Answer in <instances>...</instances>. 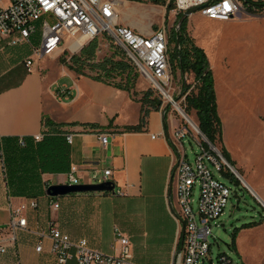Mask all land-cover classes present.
I'll return each mask as SVG.
<instances>
[{
    "label": "crops",
    "instance_id": "1",
    "mask_svg": "<svg viewBox=\"0 0 264 264\" xmlns=\"http://www.w3.org/2000/svg\"><path fill=\"white\" fill-rule=\"evenodd\" d=\"M122 6L126 9L123 13H127L122 15L125 24L142 33L153 29L148 28L152 16L141 14L148 17L145 24L141 19L131 17V13H138L134 7ZM198 16L207 22L210 20L200 13ZM262 18L264 15L241 11L228 21H211L219 25H235L255 23ZM187 24V30H190V22ZM244 29L246 33L238 36V40L229 37L232 40L229 48L238 42L251 40L247 26ZM36 42L39 43L38 35L31 37V44ZM197 45L204 49L213 72L222 136L227 141L221 108L232 107L229 95L236 92L233 68L237 62L231 56L233 66L230 69L218 58L217 47L212 42L210 47L199 42ZM59 55L46 56V61L34 59L28 70L25 61L31 57V45L11 46L5 40L0 41V143L13 142L17 147L18 139L22 138L26 144H42L44 147L42 156L36 158L43 168L38 170L39 180L33 183V195H9L6 181L2 179V232L10 206L29 198H36L39 206L37 210L27 211V229L18 233L16 251L19 263L0 264H55L49 238L42 237V251H35L39 239L36 231L45 228L49 222L72 239L86 238L91 247L103 252L111 251V235L118 227L129 237L137 262L171 263L172 248L176 247L178 234L166 194L177 156L171 136L179 120L174 119L170 106L164 112L163 106L158 110L148 109L142 121L143 108L146 107H142L140 99L147 89L142 81L136 79L132 87L121 88L114 84L118 77L111 78V81L96 79V71L90 74L86 66L76 72L68 67L69 60H57ZM62 56L64 58L66 54ZM40 132L43 139L34 142L33 135ZM67 134H71L70 142L66 141ZM99 134L108 135L105 145L99 141ZM71 165L76 166L81 183H92L93 173L102 175L104 169H109V180L122 194H68L57 197L59 207L53 209L49 206L46 188L61 179L66 182ZM245 175L241 177L264 205V165ZM150 219L155 220L151 236L147 230ZM258 220L259 224L241 228L236 235L234 251L241 258V264H264V216L260 215L253 221ZM107 229L108 236L105 237ZM67 264H74V261Z\"/></svg>",
    "mask_w": 264,
    "mask_h": 264
},
{
    "label": "built area",
    "instance_id": "2",
    "mask_svg": "<svg viewBox=\"0 0 264 264\" xmlns=\"http://www.w3.org/2000/svg\"><path fill=\"white\" fill-rule=\"evenodd\" d=\"M117 1L119 0H0V41L5 40L6 44L11 46L30 44L31 57L25 61L26 68L30 70L34 59L61 54L64 51L74 53L92 39L110 38L123 51L134 71L147 81L154 94L168 100L169 105L173 106L171 111H178L182 121L179 120L171 136L177 156L171 173V185L166 194L171 216L177 224V241L180 238L171 263L199 264L201 259L210 260L207 257L208 236L211 235L209 221L222 214L232 193L229 186L214 176L210 166L221 172L228 168L229 164L213 146L208 144L207 148L203 145L205 141L198 131V126L194 121L195 126L189 123L183 107L173 99L175 87L172 86L168 57L169 25H165L163 19L149 33L139 32L120 22ZM170 2L173 6L167 11L174 16L188 8L198 7L197 12L207 19L228 21L237 13L246 11L241 0H164L162 5L153 6L157 9L162 7L166 12ZM259 13L264 14V9ZM37 34L38 45L31 44V37ZM183 120L187 123L182 124ZM188 133L199 144V151L193 162L186 159L182 142ZM32 138L34 142H39L43 139V133L34 134ZM65 138L70 142L71 134H67ZM98 139L105 145L108 135L99 134ZM18 145H24L22 138L18 139ZM76 172V166L71 165L66 184L81 183ZM110 174L109 169H104L102 175L93 173L92 183L109 180ZM172 182L174 202L171 199ZM195 184L198 185V195L196 209H193L192 195ZM113 190L112 194H122L116 187ZM47 199L50 207H59L57 197L47 196ZM38 206L36 198L10 206L8 220L2 227L4 232L0 229V254L11 249L19 263L16 251L18 233L27 229V211L37 210ZM113 234L111 251L103 252L91 247L86 238L72 239L49 222L45 228H38L36 231L39 239L35 251H42L41 238L47 237L51 241L50 253L55 258V264H67L69 261H74V264H141L133 257L129 237L118 227L113 229ZM219 264L239 263L226 253H221Z\"/></svg>",
    "mask_w": 264,
    "mask_h": 264
},
{
    "label": "rangeland",
    "instance_id": "3",
    "mask_svg": "<svg viewBox=\"0 0 264 264\" xmlns=\"http://www.w3.org/2000/svg\"><path fill=\"white\" fill-rule=\"evenodd\" d=\"M121 1H123L125 5L127 4L128 7H134V9L138 11V13H131L132 18L141 19L146 24L148 22V17L150 18L152 16L151 22L148 25L149 29L151 27L155 29L158 24L163 21V19L165 25H169L170 31L171 29L175 28L176 16H174L172 13H169L167 9L166 12H164V8L162 7H158L157 10V8L154 7L153 3L149 0ZM160 5H162V3H160ZM152 8H155V10H151ZM125 11V7H118L119 20L122 23H126V21L123 19V16L127 14L123 13ZM143 13L148 17H143L141 15ZM254 14L264 15L263 13ZM198 15L199 13L196 11L188 17L191 28L190 30H187L188 35L193 38L196 44L199 42L202 45H207L210 47L209 43L212 42L214 45H216L217 48L215 50L219 55L218 58H220L224 64L228 65V68L231 69L233 66L231 56L233 57L232 60L237 62L233 68V88L236 90V92L229 95V98H231L230 105L232 107L227 108L234 111V113L238 116V122L230 120L227 115L223 114L225 118L224 130L227 141H225L222 136V144L228 152L231 162L233 163V165L230 163L229 164L233 166L238 174L244 178L246 176L245 174L248 172L254 173L259 169V167L264 165V19H259L255 21V23L250 22L247 24L219 25L217 22L214 23L215 21L206 19L209 21L207 22L201 19ZM245 26H247V31L252 36L251 40L248 39L246 41L238 42V44L231 45V48H229L228 45L231 44L232 41L229 40V37L230 39L238 40V36H240L242 33H246L244 29ZM97 43L98 44L95 51L96 61L105 55L111 54L113 51H117L120 56L122 50H120V47L114 44L110 38H98ZM35 45H38V42H36ZM172 47L173 43H171L169 40L168 54ZM64 53L66 54L64 59L69 60L71 55L78 56L80 54V50L74 52L73 54L69 53L68 51H64ZM62 55L63 53L57 56L56 59L58 60ZM121 57L126 62H128L125 55ZM41 59L46 61L48 58L44 57ZM248 62H250V68L248 67L247 70ZM171 70L172 86L175 87L173 99H175L176 102H178L179 105L183 107L185 94L182 93V84H193L195 79L191 72L186 73L185 75L182 74L178 66H175L173 69L171 68ZM132 71L135 72L134 68H132ZM89 73L93 74L94 71H89ZM135 73L137 74V79L142 81L145 87L149 88L147 81L137 72ZM160 99L162 101L161 107L169 104L168 100H166L163 96H161ZM168 106H170L169 108L173 107L172 105ZM173 112L175 114L174 119L176 121H182L178 111L174 110ZM187 114L192 120L197 121L194 110H189V113ZM185 123L187 122L183 120L182 124ZM197 137L200 139L199 136ZM182 142L186 159H188L189 162H193L196 154L199 151L198 142L190 133L183 137ZM215 147L220 153V144L218 143ZM5 154H2L0 148V199L2 196H4L2 179H4L3 175L5 173L3 168V158ZM210 168L216 178L222 180L232 189V193L227 200L222 214L218 218L209 221L211 235L208 236L209 252L207 257L210 260L206 258L201 259L199 264H219V255L221 253H226L231 258H233L236 263L241 264V258L229 245L232 231L235 227H240L242 223L253 221L260 215L264 216V205L259 200H257L256 197H254L246 187L245 188L247 191L235 186L226 176L223 175L222 172L214 169L212 166H210ZM65 183V179H61L56 182V184ZM197 195L198 185L195 184L192 195L193 209H196ZM171 197L172 201L174 202L175 197L173 182ZM148 227L149 228L147 230L150 234L149 236H151L155 228V220L150 219L148 222ZM107 236L108 229L105 231V237ZM111 238H113V234L111 235ZM175 248L176 247L172 248L173 252L171 256V262L174 257ZM0 263H17V258L14 256L11 249H9L4 254H0ZM155 264L173 263L169 262Z\"/></svg>",
    "mask_w": 264,
    "mask_h": 264
},
{
    "label": "trees",
    "instance_id": "4",
    "mask_svg": "<svg viewBox=\"0 0 264 264\" xmlns=\"http://www.w3.org/2000/svg\"><path fill=\"white\" fill-rule=\"evenodd\" d=\"M135 1V0H134ZM153 4L164 3V0H149ZM244 9L248 13H259L264 9V0H241ZM170 2L166 7L167 10L172 8ZM182 12L176 15L175 23L181 16ZM166 21V19H165ZM188 18H184L178 29V42L176 46L175 29L170 31V42L173 47L169 50V63L173 69L175 66L181 70L182 74L191 72L195 82L193 84H182V93L185 94L183 109L187 113L189 110L195 111L197 121H194L200 131L214 146L220 144L219 150L221 156L230 164L231 162L228 152L222 144V126L221 119L217 111L216 94L214 89V77L212 69L204 49L198 46L192 37L187 33ZM97 39H92L80 50L78 56L71 55L69 58L68 67L76 72H80L85 66L90 71L99 72L94 75L96 79L111 81V78H119L114 84L121 88H130L137 79V74L132 71L131 65L126 62L121 56H124L123 51L119 56L117 51H113L109 55H105L96 61ZM121 50V49H120ZM61 62L65 59L59 57ZM88 61V62H87ZM172 71V70H171ZM143 108L142 121L148 109L158 110L162 106L161 99L154 94L152 89L147 88L141 96ZM186 113V114H187ZM188 115V114H187ZM189 116V115H188ZM132 127L131 129H136ZM4 144V145H3ZM14 143H0L2 154L6 153L3 161L4 180L6 181L7 193L9 195H19L29 197L34 193L33 183L39 180L40 172L43 166L38 163V157L43 154L44 147L41 145H32L31 143L23 146H15ZM203 145L208 148V143L203 142ZM26 164L28 166H26ZM59 165L57 161L56 166ZM235 186L247 191L241 184L240 180L228 169L221 171ZM260 221H249L235 227L231 234L229 245L234 250L235 238L241 228H248L259 224ZM180 244V238L177 241L176 247Z\"/></svg>",
    "mask_w": 264,
    "mask_h": 264
},
{
    "label": "water",
    "instance_id": "5",
    "mask_svg": "<svg viewBox=\"0 0 264 264\" xmlns=\"http://www.w3.org/2000/svg\"><path fill=\"white\" fill-rule=\"evenodd\" d=\"M199 8L198 7H191L182 12L181 16L177 20V23L175 25V32H176V46L179 45L178 42V29L184 20V18H188L193 12H196ZM186 83H184L185 85ZM169 104H166L163 107V112L167 109V106ZM183 113V111H182ZM184 115L187 117V115L184 113ZM195 126V124L193 123ZM200 132L202 139L208 143L209 145L213 146L215 149L216 147L209 142V140L206 138V136L198 129ZM217 150V149H216ZM218 151V150H217ZM224 159V158H223ZM228 163V162H227ZM229 164V163H228ZM229 170L240 180L241 184L246 187L250 193L256 197L257 200L261 202L257 194L249 187V185L245 182V180L241 177L240 174L231 166L230 164L228 165ZM170 185H171V178H170ZM114 187L115 183L112 180H106L100 183H80V184H50L46 188V193L47 195L51 197H59V196H64L72 193H88V192H105V193H113L114 192ZM262 203V202H261ZM263 204V203H262Z\"/></svg>",
    "mask_w": 264,
    "mask_h": 264
},
{
    "label": "bare ground",
    "instance_id": "6",
    "mask_svg": "<svg viewBox=\"0 0 264 264\" xmlns=\"http://www.w3.org/2000/svg\"><path fill=\"white\" fill-rule=\"evenodd\" d=\"M117 4H119V7H120V6L124 5L125 3H123V1H121V0H119V1H117ZM117 11H118V6H117ZM222 110H223V114L227 115L230 120H232L234 122H238V116L234 113V111H232L231 109H228L227 107H222L221 111ZM186 118L189 121V123L193 125V120L190 118V116H187ZM242 146H244V145H242Z\"/></svg>",
    "mask_w": 264,
    "mask_h": 264
}]
</instances>
